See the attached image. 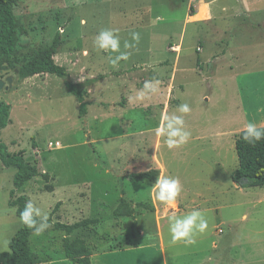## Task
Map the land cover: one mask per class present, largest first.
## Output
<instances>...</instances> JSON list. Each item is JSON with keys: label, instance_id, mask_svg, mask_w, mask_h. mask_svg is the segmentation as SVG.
I'll return each instance as SVG.
<instances>
[{"label": "rangeland", "instance_id": "1", "mask_svg": "<svg viewBox=\"0 0 264 264\" xmlns=\"http://www.w3.org/2000/svg\"><path fill=\"white\" fill-rule=\"evenodd\" d=\"M15 10L29 30L20 40L31 42L20 50L23 60L60 33L57 62L72 81L82 62L84 81L97 79L81 117L59 76L19 81L8 69L2 78L0 100L12 109L1 139L46 175L16 193L51 219L30 237L34 264H75L65 256V237L83 239L92 264H264V187L242 188L232 179L239 133L249 121L264 126V0H19ZM105 28L118 30L121 51L131 53L115 67L108 57L116 54L94 45ZM132 32L140 42L124 49V41L134 43ZM153 77L160 92L135 100ZM182 103L191 107L184 118L192 136L169 150L155 128L164 115H180ZM150 169H159L157 178L180 179L175 207L156 200V182L131 178ZM15 172L0 160V252L23 224L9 205ZM123 199L134 216L118 214ZM192 209L204 212L208 229L193 246L173 244L167 217ZM86 218L98 223L69 235L55 228Z\"/></svg>", "mask_w": 264, "mask_h": 264}, {"label": "trees", "instance_id": "2", "mask_svg": "<svg viewBox=\"0 0 264 264\" xmlns=\"http://www.w3.org/2000/svg\"><path fill=\"white\" fill-rule=\"evenodd\" d=\"M19 0H0V79L4 77L3 71L18 69V80L23 81L29 77L39 74H53L65 80V86L79 102V115L85 117L88 112V101L86 100V90L93 85L97 79L89 78L84 82H73L69 70L66 66L59 64L55 60L62 39L57 33L51 44L42 45L36 48L33 58L23 60L21 57L22 48L31 46V42L22 43L21 36H28L29 30L22 25L16 13ZM11 104L0 100V160L5 167H15L16 172L13 177V189L10 191L9 205L16 208V214L20 218V212L29 201L26 194L16 195L26 182L37 176H46L40 173L37 163H32L26 159L23 151H10L8 145L1 139V131L11 122ZM264 127V126H260ZM242 130L235 142L238 156V167L232 174V179L242 188L264 187V140L255 144H249L242 139ZM160 171L150 169L131 174L133 180L147 179L156 182ZM140 206L155 211V207L150 204L140 203ZM59 204L54 210H57ZM120 216L131 217L135 214V209L124 199L118 206ZM48 222L51 219L48 218ZM98 223V218H86L84 220L68 224L56 222L55 228L66 231L69 235L80 228H89ZM33 229L27 228L24 224L12 237L8 251L0 252V264H34V255L31 249L30 237ZM65 256L75 264H92V251L83 239H64Z\"/></svg>", "mask_w": 264, "mask_h": 264}, {"label": "clouds", "instance_id": "3", "mask_svg": "<svg viewBox=\"0 0 264 264\" xmlns=\"http://www.w3.org/2000/svg\"><path fill=\"white\" fill-rule=\"evenodd\" d=\"M131 38L134 43L124 41V49L134 48L141 39L138 32H132ZM94 45L104 53L116 54L114 57L111 55L108 57L109 63L114 67L118 66L120 61H127L131 55L128 51H121V38L116 29L105 28L99 31L95 37ZM160 85L161 81L155 77L146 80L143 88L137 91L135 100L143 101L158 94L161 90ZM177 111L180 115H164L162 122L155 128L156 135L164 138L163 142L169 150L187 144L192 136V133L186 129L184 118L191 112L190 105L182 103L178 106ZM242 139L249 144L264 140V127H260L254 121H249L244 127ZM154 191L157 201L175 207L183 191V185L178 177H159L156 180ZM20 220L27 228L33 229L37 236L51 227L48 222V215L31 201H28L20 212ZM167 223L171 242L173 244L183 242L186 247L195 245L197 235L203 234L209 227L208 219L200 209H192L183 215L173 212L167 217Z\"/></svg>", "mask_w": 264, "mask_h": 264}, {"label": "crops", "instance_id": "4", "mask_svg": "<svg viewBox=\"0 0 264 264\" xmlns=\"http://www.w3.org/2000/svg\"><path fill=\"white\" fill-rule=\"evenodd\" d=\"M244 2H245V0H244ZM246 5V4H245ZM76 53H78V52H76ZM55 60L57 61V54L55 55ZM81 61V60H80ZM71 62L72 63H74L73 62V60H71ZM86 64H84L83 62L81 63V64H79L78 65V69H79V74H78V78L76 79L77 80V82H82V81H84L86 78H87V72L86 73H83V75H81V72H80V70L81 69H83V68H85L86 66H85ZM46 74H49V73H45V74H39L40 76H43V75H46ZM93 76V75H92ZM91 78H94V77H91ZM161 166H160V171H161V174H162V164H160ZM159 170V169H158ZM162 245H163V243H162Z\"/></svg>", "mask_w": 264, "mask_h": 264}, {"label": "water", "instance_id": "5", "mask_svg": "<svg viewBox=\"0 0 264 264\" xmlns=\"http://www.w3.org/2000/svg\"><path fill=\"white\" fill-rule=\"evenodd\" d=\"M8 70L3 71V75L7 73ZM15 73H18V69L15 70ZM7 81L9 83L8 87H12L13 85V77L10 75L7 77ZM5 84V81L3 79H0V88H2Z\"/></svg>", "mask_w": 264, "mask_h": 264}]
</instances>
